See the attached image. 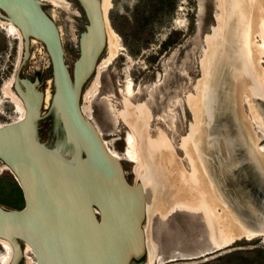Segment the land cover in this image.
<instances>
[{"label":"water","instance_id":"1","mask_svg":"<svg viewBox=\"0 0 264 264\" xmlns=\"http://www.w3.org/2000/svg\"><path fill=\"white\" fill-rule=\"evenodd\" d=\"M77 1L86 23L78 36V57L71 74L58 25L43 8L45 1L0 0V19L11 22L22 37L12 89L22 102L24 115L0 126V161L12 173L24 202L20 209L0 206V238L12 248L9 264H23L25 246L30 247L35 264H131L132 259L146 253L144 184L126 178L121 160L107 148L81 102L105 50L106 30L113 28L101 0ZM216 1L220 11L215 16L217 28L224 6L229 10L224 46L234 42L231 35L247 37L249 12L256 0ZM256 6L264 18V4ZM213 36L212 31L207 45ZM33 39L43 44L51 66L49 110L53 128L59 132L53 145L38 136L39 121L47 114L42 111L45 92L40 88L41 80L21 75ZM226 68L217 67L218 79ZM223 104L210 111L209 123L214 131L208 136L213 135V142L206 141L204 146L203 170L215 179L220 201L225 202L233 218L246 230L264 234V219L259 212L263 203L254 202L247 191L263 198L264 175L255 164L254 151L247 148L230 100L226 98ZM223 113L226 122L220 123ZM249 121L253 129L251 118ZM143 130L148 133L145 125ZM224 142L231 144L227 151L223 150ZM154 156L151 152L143 156L152 170L157 166ZM222 177L247 209H230L220 193V184L226 182Z\"/></svg>","mask_w":264,"mask_h":264},{"label":"rangeland","instance_id":"2","mask_svg":"<svg viewBox=\"0 0 264 264\" xmlns=\"http://www.w3.org/2000/svg\"><path fill=\"white\" fill-rule=\"evenodd\" d=\"M106 1H108V5L105 4ZM139 1L141 0H102V7L108 17L109 13L113 12L118 24L125 22L129 26L127 29L128 42L134 53H130L120 33L113 29L120 39L118 40L121 48L106 65L112 54L110 40H107L105 50L99 60L98 68L100 69L96 71L84 88L81 100L83 109L87 117L99 128L106 146L121 158L125 176L130 182L143 181L142 178L147 175L145 171L147 165H141L136 169L124 155V146L127 148L126 135L131 131L136 133V129L139 132L141 127L139 133H142L144 138L150 139L154 145L171 144V146L169 145L171 148L161 154L160 158L158 157L161 161L159 162L160 166H169L170 169H173L175 162L178 161L181 163L179 166L184 168L183 170L187 174L194 175L190 160L181 149V145L188 138L193 125H196L191 104L197 103L199 100L198 93L204 75L202 63L209 50L207 40H209L212 31L214 33V30L217 29L215 16L220 12L217 8V1L170 0L169 2H174L173 9L170 11L172 4L165 5L164 15L152 16L148 19L147 25H144L140 18L141 12L137 9ZM45 3L48 5L43 6L44 10L59 27L65 62L72 74L73 63L78 57V36L84 28L86 17L77 0H59L55 3L46 1ZM262 22L264 25V20ZM171 30L177 31L175 43L162 54H157L160 42ZM256 41L257 44H261L264 39L256 37ZM250 42H248L246 51L244 49L243 52L244 56L249 57V63L245 64L243 69L252 76L254 75L256 81L260 83L262 81V85H260L262 93H264V53L258 52L260 60L255 59L253 54L255 50L251 49L253 42L252 44ZM19 45L20 41L17 36L10 37L5 30L0 28V125L17 121L21 117L15 104L18 97L13 92L12 85L11 87L9 85L19 62ZM152 56H155V59L153 62H149L147 58ZM221 66L228 67L229 64L226 62ZM232 71L233 69L230 68L228 78L224 83H222V79H219L218 83L217 79L215 86L208 92V117L212 107L219 104L224 106L225 99L230 100V88L237 83L235 73L232 74ZM21 75L31 79L39 77L40 88L45 92L46 98L49 94L48 101L46 99L43 104L42 111L47 114L39 121L38 136L42 142L53 145L59 132L53 128V117L49 110L53 92L51 66L45 47L41 42L37 40L31 42L30 55L22 67ZM216 85L219 87L216 88ZM256 97L251 103H249L250 99L244 97L243 108L246 116H249L253 121L251 123L253 132H255L254 136L256 140L259 139L257 145L261 147L264 154V98L261 100ZM225 116L223 113L220 123L226 122ZM127 120L130 125L135 122L139 125L135 124L133 129L132 125H128ZM144 125L147 127L148 133H144ZM210 128L212 129V125ZM212 130L214 131V128ZM212 138L213 135L209 138L211 143L213 142ZM198 157L203 171L200 151H198ZM168 159H172L170 163H168ZM170 169H166V172ZM203 173L207 176V171L204 170ZM166 176L164 174L162 181L171 185L169 180H167L168 183L166 182ZM0 177L13 178L12 173L4 168L1 161ZM169 178L171 180V175ZM210 179V182L215 183V179L211 175ZM222 179L226 182L223 185L219 183L220 193L222 191L221 195L227 201L230 209L231 207L247 209L243 202H240L237 191L232 187L228 189L226 177H222ZM2 182L1 179L0 206L14 209L15 207L9 201H18L19 195L9 186L4 187ZM247 191L254 202L263 203L262 206L260 205L259 212L264 219V202H262L264 197H260V191L257 193L260 195L259 197L250 193L248 189ZM215 192L216 195L211 192L200 193L198 190V197L204 200L203 198L212 195L213 197L217 196L220 201L219 192L217 190ZM202 200H200L201 203H204ZM19 203L21 206L23 205V198ZM224 206L226 209L228 208L225 202ZM157 207L161 206L158 204ZM216 211L219 214L226 213L223 207L216 206ZM169 214L164 217L161 214H156L154 209L149 211L144 222L148 236V250L141 257L132 259L131 264H150L152 259L155 261L151 264H220L219 257L230 252L239 250L242 254L247 255V252L255 247L264 249V237H262L264 234H258L249 239L247 237L238 240L226 248L200 256L201 252L209 249L210 226L204 214L185 211ZM227 219L225 218V224ZM25 250L26 259L23 264H35L31 251L26 248ZM5 255V250L0 245V258ZM19 264H22V261Z\"/></svg>","mask_w":264,"mask_h":264},{"label":"bare ground","instance_id":"3","mask_svg":"<svg viewBox=\"0 0 264 264\" xmlns=\"http://www.w3.org/2000/svg\"><path fill=\"white\" fill-rule=\"evenodd\" d=\"M43 1L45 2L52 1L55 3V2H58L59 0H43ZM101 3H102V0H101ZM256 3L264 4V0H256V2H253V9H251V11L249 12L250 18L248 19V29L246 30V32L248 33L247 37H245L244 35L243 36L241 35L242 37L240 39V37L237 38L235 34L233 36L231 35V37L234 38V42L230 44H226V46H224L223 40H225V38H222V37L225 35V32L227 30L226 23H227V15L229 12L228 8H225L224 6V8L222 9V13L220 14V17H219V27L216 30H214V36L212 37V40L210 39L211 41L208 44L209 50L207 52L206 59L202 63L204 75H203V80L200 83L201 87L199 88V93H198L199 100L197 103L191 104V108L195 115L194 118H195L196 125L195 126L193 125V128H191L188 138L185 139L184 143L181 145V149L183 150V152L186 153L187 158L190 160V165L192 166V169L194 170V175L187 174L186 171L183 170L184 168L180 167L181 163L178 161L175 162V166L173 167V169L169 170L170 172L169 171L166 172L165 167L163 165L160 166L161 164L159 162L161 161L160 159H158V157H160L161 154H164L165 151L169 150L171 148L169 147V145L171 146V144L163 143L162 145H154L150 139L144 138L142 133H139L141 132L142 127L140 128L138 126L140 128L139 132H137V129H136V133L131 131L130 133L126 135V138H125L127 148H125L124 155L126 159L136 167V169L141 165L143 166L147 165L143 160V156L147 154L148 152L153 153L157 157L155 159V156H154L155 160L153 162L157 164V166L155 165V167L157 168H155V170L154 169L152 170L150 169L149 165H147L146 168L149 171L146 169L145 171L147 175L146 177L142 178L143 180L142 182L145 188V193L147 196V215L146 216H148L149 211L153 210V208L156 214H161L164 217L166 216V214H169V213L173 214V212H176V211H185L189 213H203L204 214L206 221L210 226L209 249L205 250L204 252H201L199 254L200 256H204L205 254L212 253V251L214 250H220V249L226 248L232 245L234 242L241 240L243 238L248 237L249 239V238H252L258 235V234H255L254 232H251L243 228L241 224L238 221H236L231 215V213L225 208L224 203L218 200L217 196L213 197L212 195H210L207 198H203L204 200L199 199L198 197V194H199L198 190L200 191V193L211 192V193H214L215 195L217 194L215 190L218 191L217 189L218 186L215 187L214 183L210 182L211 180L210 174L207 172V176H205V174L203 173L204 170L203 171L201 170V167L199 164L200 160L198 157V151H200V156L202 157V160H203L204 146L206 145V141L211 142L208 134H211L213 131L210 128L211 124H209V121L211 118L210 117L208 118L207 97H208V92L210 91L212 87L215 86V81L218 79L217 67H220L222 63L227 62L230 66V67L226 66L227 68L223 72L220 73V77H221L220 79H222V83H224L225 80H227L230 68L233 69L231 73L232 74L235 73L234 76L237 79V83L231 86L230 88V92H231L230 93V102H231L230 104H231L234 116L237 117L236 119H237V123L239 124V128L241 129V132L245 134L247 148L249 150L254 151L253 154H254V159L256 162L254 163L258 165L259 169L262 170V173L264 175V154L262 153L261 147L257 145V141L259 139L257 138L258 140H256L254 136L255 134L253 135L251 132L253 129L252 127H250L251 126L250 121H249L250 117L249 119L248 117H246V114L243 109V101H244L243 98L244 97H247V99H250L252 97L255 98L256 96H258L256 98L261 99V100L262 98H264V93H262L263 91L261 89L262 81L260 79L259 81H261V83L256 81V79L254 78V75L252 76L248 71H245L243 69L245 64L248 65L249 63L248 61L249 57H246V55L244 56L243 54L244 49L246 51V47L248 46L249 41H251L250 42L251 44L253 42L251 49L255 50V53L253 51L255 59L260 60V57H259L260 55L257 54L258 52L261 53L262 51L264 53V42L261 44L260 43L257 44V41H256V37L257 38L261 37L264 39V25L262 26L261 24V21L264 20V18L262 15V11L260 9L258 10ZM105 4L108 5V1H106ZM0 28L5 30L7 35L10 37L17 36L18 40L20 41V45H19V57H20V54L22 51V37H21L19 30L11 22L4 20V19L0 20ZM106 34H107V40L108 39L110 40L109 43H111V47H112L111 49L112 54L110 55L111 57L109 58V61H107L106 63L107 65L110 63L111 59L115 57V55H117L121 47L119 43L120 39L118 38V35L113 30H110L108 28L106 30ZM34 41L35 40L33 39L31 42H34ZM98 67H99V62L97 63L96 71L100 69ZM260 73H258L259 77H260ZM218 83H219V79H218ZM9 85L11 87L12 82ZM217 85H216V88L219 87ZM46 99L48 101L49 94L47 95V98L45 94V101ZM252 100L249 103H251ZM15 104L17 107V112L21 114V117H19V119H21L24 115V108H23L22 102L20 101L19 98L18 99L16 98ZM83 112H84V109H83ZM135 124L137 125L138 123L135 122ZM135 124L133 123L131 124L132 125L131 126L130 122L128 121V125H130L132 128L135 126ZM207 136H208V139H207ZM104 143L106 145L105 141ZM227 145L230 147L231 145L230 142L223 143V150H226V151L229 150ZM257 151L259 152V154L257 153ZM113 154H115L119 159H121L118 154L116 153H113ZM169 160L170 159H168V163H170L172 159L170 161ZM3 165H4V168L9 170V168L5 164ZM203 165L204 163L202 164V166ZM171 170H172V173H171ZM170 173H171V180L169 178ZM164 174L165 176L167 175L165 177L166 182L167 180H169L171 182V185L168 182L167 183L169 185L165 184V181H162V179L164 178ZM151 182L152 184H154L153 187L149 185V183ZM161 184L164 186V188L167 189V195H169L167 199H165L164 193L162 194L160 193L159 185ZM158 194L160 195L159 197H158ZM161 197L163 198L161 199ZM200 200H202L204 203H201ZM158 204L161 207H157ZM216 206H218L219 208L223 207L226 213L224 214L217 213ZM225 218H228L226 221V224H225ZM144 229L146 233V228L144 227ZM262 237H264V235ZM0 245L4 248L5 253H6V255L3 258H0V264H9L12 258L11 245L9 244V242L1 238H0ZM25 248L31 251L29 246H25ZM25 248H24V258L26 259ZM146 248H147L146 249L147 251L148 250L147 234H146ZM154 261L155 260L152 259L151 263Z\"/></svg>","mask_w":264,"mask_h":264},{"label":"trees","instance_id":"4","mask_svg":"<svg viewBox=\"0 0 264 264\" xmlns=\"http://www.w3.org/2000/svg\"><path fill=\"white\" fill-rule=\"evenodd\" d=\"M170 0H141L139 1V4L137 5V9L140 10V18L142 19V23L144 25H147V21L152 16H155L157 14H160L161 16L164 15V6L172 4L170 11L173 9V1L169 2ZM109 20L112 28L120 33L123 40L125 41V45L130 50V53H134L132 51V47L129 44V36L127 29L129 28L127 23H120L118 24L116 22V15L113 12L109 13ZM176 30H171L165 37L163 41L160 42L159 48L157 51V54H162L167 49H169L176 41ZM149 62H153L155 59V56H152L150 58H147ZM152 59V60H150ZM3 180L2 184L4 187H8L12 189L14 192H16L19 195V200L16 202L9 201L16 209H20L23 207L19 203L22 196V191L20 187L18 186L17 182L12 179H6L1 178L0 180ZM247 255L242 254V252H239L237 250L236 252H230L229 254H226L224 256H220V264H264V249L262 247H255L251 249L249 252H247Z\"/></svg>","mask_w":264,"mask_h":264},{"label":"flooded vegetation","instance_id":"5","mask_svg":"<svg viewBox=\"0 0 264 264\" xmlns=\"http://www.w3.org/2000/svg\"><path fill=\"white\" fill-rule=\"evenodd\" d=\"M165 167H167V168H166L167 170L170 169L169 166H165ZM154 170H155V169H154ZM171 173H172V170H171ZM171 173H170V175H171ZM175 173H176V172H175ZM168 174H169V173H168ZM173 174H174V172H173ZM149 185L152 186V187L154 186V184H152V182L149 183ZM156 185H157V184H156ZM157 187H158V186H157ZM165 187H166V186H165ZM160 188H161L160 193H161V194L164 193V197H165V199H167L169 195H167V191H164L166 188H164V186H163L162 184L160 185ZM163 191H164V192H163ZM160 193H159V194H160ZM159 194H158V197L160 196ZM162 198H163V197H161V199H162ZM161 199H160V200H161ZM153 209H154V208H153Z\"/></svg>","mask_w":264,"mask_h":264}]
</instances>
